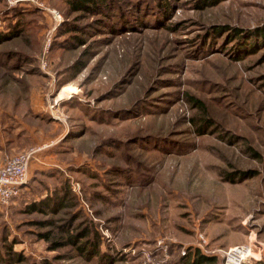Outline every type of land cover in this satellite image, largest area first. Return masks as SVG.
<instances>
[{
    "label": "rangeland",
    "instance_id": "obj_1",
    "mask_svg": "<svg viewBox=\"0 0 264 264\" xmlns=\"http://www.w3.org/2000/svg\"><path fill=\"white\" fill-rule=\"evenodd\" d=\"M196 2L184 0L166 26L145 14L151 25L102 26L80 45L60 36L63 23L101 17L67 0H0V33L22 13L30 36L0 49L25 51L36 66L0 80V103L23 115L33 102L37 149L28 187L0 207L2 257L11 247L25 256L13 264H179L200 250L227 264L225 252L245 245L243 264H264V38L244 48L222 35L203 41L216 25L264 27V0ZM71 86L77 92L60 98ZM65 186L74 209L29 210ZM80 211L110 258L42 237L58 232L42 221L64 224Z\"/></svg>",
    "mask_w": 264,
    "mask_h": 264
},
{
    "label": "trees",
    "instance_id": "obj_2",
    "mask_svg": "<svg viewBox=\"0 0 264 264\" xmlns=\"http://www.w3.org/2000/svg\"><path fill=\"white\" fill-rule=\"evenodd\" d=\"M67 1L72 11H81L83 15L88 13L102 18V20L96 18L95 22L88 24V26L78 24V19L74 21H65L63 23L60 29V36L68 39V41L65 42L84 45L86 35L91 34L93 30L96 31V29H100L102 26L109 27V30L114 32L129 28H137L142 24L145 26L151 25L144 24L146 23L143 18L145 14L158 17V19L154 21L156 23L155 26H166V23H164L165 20L169 21L172 19L175 8L183 3L184 0H129L127 8H130L135 14L123 7L124 5L121 0ZM219 1L221 0H198L195 6L198 9H202L205 6L215 5ZM9 25L10 28L8 32L0 33V47L16 38L24 37L29 41V21L24 18V14L17 13V20L11 21ZM214 35H222V39L224 38V40L226 39V41H228L227 44L234 42L240 48H244L245 46H249V43H252L251 41H253V44L257 43L259 39H256V36L264 38V27L251 31L240 27H233L229 24L216 25L209 29L208 36L205 37V35H202L205 37L203 39L205 44ZM32 62L34 61H32L31 56L25 51L0 49V80L2 79L5 81L4 76L13 77V74L10 75L12 72H18L23 69H27V73L34 72L36 66L29 68ZM75 66L77 73L84 67V63L77 61ZM12 79L17 80L15 77ZM189 99L191 102L195 103L196 107L202 109L204 113H206L207 109L202 100H199L195 96ZM26 187L28 186L24 185L22 191ZM69 194H71L70 189L65 186L63 189L61 188L60 192L56 193V196L42 198L38 202L32 203L29 210L58 214L67 208L74 209L77 204L73 201L71 196L69 197ZM82 217L83 213L80 211L73 213L70 220L64 224L57 225L54 220L42 221L40 223L42 226L53 224L58 231L57 233L52 230L46 231L43 233L42 237L52 241L53 247L55 248L65 245L72 246L80 251L82 256L91 258V260L97 258L101 261L104 258H110V254H103L101 252L99 245L100 241L98 240L99 236L97 233L93 232V228L88 223L84 222ZM75 223H78L76 228L74 227ZM61 234H64L66 237L63 238L64 236L62 237ZM124 257L125 256H122L121 258V256L112 255L111 260L115 262L119 259H124ZM24 259V255L15 253L10 247V250L7 251L4 257L0 255V264H13L16 261L22 262ZM179 264L220 263L217 256L203 254L200 250H196L193 253L180 256Z\"/></svg>",
    "mask_w": 264,
    "mask_h": 264
},
{
    "label": "crops",
    "instance_id": "obj_3",
    "mask_svg": "<svg viewBox=\"0 0 264 264\" xmlns=\"http://www.w3.org/2000/svg\"><path fill=\"white\" fill-rule=\"evenodd\" d=\"M1 106L3 105L0 103V165L4 163L7 156L35 147L36 142L35 122L30 121V112L33 119L36 113L33 102L23 115L11 108L6 109ZM35 164L33 163L32 166Z\"/></svg>",
    "mask_w": 264,
    "mask_h": 264
},
{
    "label": "built area",
    "instance_id": "obj_4",
    "mask_svg": "<svg viewBox=\"0 0 264 264\" xmlns=\"http://www.w3.org/2000/svg\"><path fill=\"white\" fill-rule=\"evenodd\" d=\"M18 1L20 0H8V3L13 5ZM52 13L54 18L58 20L62 19L59 11L53 10ZM36 153V148H30L26 151L7 156L4 163L0 165V207L8 206L20 195L23 186L26 185L29 179L30 165L33 160L37 159ZM240 249L251 250V248L245 245L230 248L225 252V255L228 257L227 264H230V254L235 252L234 250L237 252Z\"/></svg>",
    "mask_w": 264,
    "mask_h": 264
},
{
    "label": "bare ground",
    "instance_id": "obj_5",
    "mask_svg": "<svg viewBox=\"0 0 264 264\" xmlns=\"http://www.w3.org/2000/svg\"><path fill=\"white\" fill-rule=\"evenodd\" d=\"M77 92V89L72 87H66L61 93H60V98H69L71 97L74 93ZM235 252H232L230 254V259L229 262L230 264H242L244 260H246L248 257L252 256L251 250L250 249H245V250H234Z\"/></svg>",
    "mask_w": 264,
    "mask_h": 264
}]
</instances>
